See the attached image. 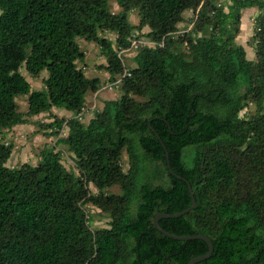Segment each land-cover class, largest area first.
I'll list each match as a JSON object with an SVG mask.
<instances>
[{
  "label": "trees",
  "instance_id": "16d2710c",
  "mask_svg": "<svg viewBox=\"0 0 264 264\" xmlns=\"http://www.w3.org/2000/svg\"><path fill=\"white\" fill-rule=\"evenodd\" d=\"M118 5L114 12L109 0H0V133L27 122L20 95L28 96V116L66 109L72 117L55 118L50 135L67 126L58 143L78 171L53 146L36 165L11 167L14 145L0 140V264H187L205 254L204 240L173 239L154 224L158 213L192 204L157 135L198 203L160 226L211 238L212 255L196 264H264V0ZM249 7L259 10L253 58L237 41ZM134 10L138 24L129 20ZM187 10L196 12L193 26L176 35ZM144 27L156 45L135 49L128 68L119 53ZM104 31L117 34L116 44ZM78 38L99 44L107 61L99 67L122 91L87 123L86 99L101 79L78 66L86 56ZM22 68L33 77L47 72L45 88L32 90ZM115 185L121 192L108 193ZM89 206L108 215L107 227L91 228Z\"/></svg>",
  "mask_w": 264,
  "mask_h": 264
},
{
  "label": "rangeland",
  "instance_id": "374dc122",
  "mask_svg": "<svg viewBox=\"0 0 264 264\" xmlns=\"http://www.w3.org/2000/svg\"><path fill=\"white\" fill-rule=\"evenodd\" d=\"M112 11L119 12L121 8L118 5V0H109ZM258 8L255 7V11L251 14L250 18H247V12H244L241 18L240 28H242L243 34L239 37L238 41L244 45L248 56L253 58L255 55L254 46L250 42L254 33L255 16L258 14ZM257 12V13H255ZM1 13V11H0ZM184 20L178 24V30L181 34L188 28L193 26V21L196 18V12L194 10H187L184 13ZM129 20L133 24L139 23V14L137 10L130 11ZM249 27V28H248ZM248 30L245 36V31ZM149 31V27H144L141 31L135 29L133 34V40H148L146 33ZM102 35L110 38L114 44H116L117 34L113 31H104ZM78 41L85 51V58L78 62V66L83 68L88 77H100L101 88L97 92H89L86 99V112H85V123L88 122L91 117V112L102 109L105 101L118 99L122 95V91L119 86H113L110 77L111 75L105 68L99 67L100 65L106 64V58L103 55L99 44L88 41L84 38H78ZM140 48V47H139ZM139 48H137L139 50ZM136 52L130 51L124 53L125 62L128 68L135 67L134 55ZM21 72L25 75L27 80L31 83L32 90H39L45 88V78L48 76L47 72H42L38 77L31 76L25 68L21 69ZM17 103L19 110L23 112L27 118V122L24 124L17 125L9 130H5L0 133V140L5 143H13L14 151L10 158L8 165L13 167L20 166L21 164L28 162L32 165H36L41 158V150L46 146H53L57 150L61 151V158L66 168L78 172L76 168L75 156L68 150L67 146L58 143V139L64 137L68 133V128L65 124L59 129L58 135H50L53 130H56V126H51L55 118L69 119L73 113L66 109L53 108L50 112L42 113L37 116H28V96L20 95L17 97ZM256 110L254 104H250L247 112L250 114ZM243 113V112H242ZM122 165L125 171L129 168V157L126 150L122 154ZM92 192H97V189L90 185ZM108 193H120L121 188L119 185L109 187ZM91 215V228L97 229L107 227L110 218L106 213H100V211L89 206L87 208Z\"/></svg>",
  "mask_w": 264,
  "mask_h": 264
},
{
  "label": "water",
  "instance_id": "95a60500",
  "mask_svg": "<svg viewBox=\"0 0 264 264\" xmlns=\"http://www.w3.org/2000/svg\"><path fill=\"white\" fill-rule=\"evenodd\" d=\"M163 148L165 149V152H166V159H167V165H168V168H169V171L172 175H174L175 177L181 179V180H184L187 185H188V189L190 191V196H191V201H192V204L180 211V212H177V213H163V212H160L158 213L155 218H154V224L155 226L163 233L165 234L166 236L170 237V238H173V239H179V240H186V239H201V240H204L207 244H208V251L205 253V254H202V255H197V256H194L192 257L187 264H196L200 261H203L207 258H209L211 255H212V252L214 250V244L211 240V238L205 234H202V233H198V234H193V235H177V234H174V233H171L169 231H167L166 229L162 228L159 224V221L160 219L162 218H175V217H179V216H182L186 213H188L189 211L193 210V209H196L198 207V203L196 201V197L194 195V192H193V189H192V185L190 184L189 180L186 179L185 177L177 174L176 172H174L172 166H171V163H170V156H169V152H168V149L166 148V145L165 143L163 142V140L160 138L159 135H157Z\"/></svg>",
  "mask_w": 264,
  "mask_h": 264
},
{
  "label": "built area",
  "instance_id": "2783aa9c",
  "mask_svg": "<svg viewBox=\"0 0 264 264\" xmlns=\"http://www.w3.org/2000/svg\"><path fill=\"white\" fill-rule=\"evenodd\" d=\"M142 44L156 45V43H154L152 41H149V40H142V39L133 40L132 43H131V46L128 49H126V50L120 51L119 54L122 56L126 52L134 51L135 49H137Z\"/></svg>",
  "mask_w": 264,
  "mask_h": 264
},
{
  "label": "crops",
  "instance_id": "0c3cea01",
  "mask_svg": "<svg viewBox=\"0 0 264 264\" xmlns=\"http://www.w3.org/2000/svg\"><path fill=\"white\" fill-rule=\"evenodd\" d=\"M255 11V7H249V8H246V9H243L242 10V17H243V14H244V12H247V20H248V18H250V16H251V14L253 13ZM255 13H257V12H255ZM241 17V18H242ZM242 20V19H241ZM249 28V27H248ZM247 33H248V30H246L245 31V36L247 35ZM243 34V31H242V28H241V31H240V34L238 35V37H237V41H238V39H239V37L241 36ZM249 38H251V36H249ZM238 43H239V41H238Z\"/></svg>",
  "mask_w": 264,
  "mask_h": 264
}]
</instances>
